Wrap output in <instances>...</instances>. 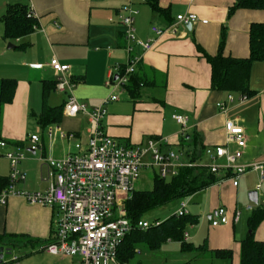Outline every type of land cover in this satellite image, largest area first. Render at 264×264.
<instances>
[{
	"label": "crops",
	"instance_id": "crops-1",
	"mask_svg": "<svg viewBox=\"0 0 264 264\" xmlns=\"http://www.w3.org/2000/svg\"><path fill=\"white\" fill-rule=\"evenodd\" d=\"M234 2L158 0L163 12H157L142 0H0V84L5 78L16 81L12 101L0 107V140L7 144L0 148V153L21 150L25 145L29 152L19 163L26 178L16 183L15 189L47 191L52 177L40 157L59 158L73 152L75 141H80L84 148L90 129L88 113L112 93H116L118 99L104 104L106 114L101 126L121 145H145L149 138L161 140L164 150L188 152L189 157L185 155V159L196 150L195 161L207 165L211 159L205 149L226 144L225 122L235 120L243 127L246 139L239 162L264 161V60L251 64L248 85L252 93L239 101V92L210 87L211 66L202 55V51L210 55L217 53L223 33L225 56H248L250 24L264 22V9H237L229 14ZM128 3L137 10L134 16L136 37L153 42L149 50L135 46L132 51V55L140 59L134 72L142 76L143 82L136 99H132L124 87L114 89L107 83L117 78L116 66L124 65L128 59L124 28L119 22L122 8ZM12 4L26 5L32 10L36 24L32 32L9 40L4 37L1 17ZM186 13H194L206 22L191 24L190 28L177 24L175 31L167 30L159 35L152 31V27L167 28L175 23L178 14ZM9 43L14 47L9 48ZM52 56L69 65L70 77L75 82L73 94L86 107V112L74 117L66 116L62 108L58 120L47 125L74 133L75 137L69 141L59 135L47 138L44 134L47 127L38 123L44 107L63 105L66 99V95L52 85L56 78L49 65ZM34 64L41 67L35 68ZM228 93H232L235 100L221 111L216 104L226 102ZM176 113L187 117L185 126L172 117ZM34 133L40 137L35 152L30 150L29 140ZM226 145L235 149L233 143ZM0 159L6 158L1 156ZM143 161L151 163L149 153ZM223 162V158L217 160V163ZM142 171L152 175V188L156 169L144 167ZM249 171L239 176L236 186L220 173L212 185L190 195L198 210L189 209L196 220L188 223L183 232V240L189 248L182 249L181 241L173 239L155 248L143 241L134 248L125 264H239L240 241L249 233L248 218L252 211L244 207L246 214L242 216L239 208L248 201L254 208L257 205L264 208V167ZM7 175L0 173L3 177ZM258 184L260 188L256 190ZM251 191L257 192V203L249 200ZM219 206L227 209L229 218L232 211L240 210L239 220L212 226L210 217ZM55 220L54 207L29 203L17 195L9 196L5 204L0 203V235L21 238H18L17 248L0 246L3 247L1 262L80 264L77 256L54 255L41 249L53 239ZM254 238L264 240V219L256 227ZM25 239L30 242L25 243ZM216 249L230 250L231 256L225 253L217 256ZM14 256L17 259L13 260Z\"/></svg>",
	"mask_w": 264,
	"mask_h": 264
},
{
	"label": "built area",
	"instance_id": "built-area-1",
	"mask_svg": "<svg viewBox=\"0 0 264 264\" xmlns=\"http://www.w3.org/2000/svg\"><path fill=\"white\" fill-rule=\"evenodd\" d=\"M191 1V0H188ZM123 14L119 15V22L124 28L126 40L125 50L128 59L122 66H116L119 73L114 80H108V85L114 89L122 88L128 82L139 63V57L132 55L135 46L141 50H149L152 43L149 40H141L135 35L134 16L137 10L131 4H125ZM33 15L32 10H29ZM205 23L194 13L178 14L175 23L165 29L152 27V31L159 35L170 30L175 31L177 24ZM49 65L56 75L54 87L58 92L64 93L66 99L63 104V112L68 117H74L80 112H86L85 104L79 102L73 94L75 82L69 74V65L62 64L55 56L49 60ZM40 68L41 64L32 65ZM246 94H240L239 101L246 99ZM116 93L110 94L103 103L88 113L90 118L89 136L85 147L80 141L73 143L74 151L62 157H44L52 177L49 189L41 191H18L16 183L24 181L26 176L19 168V163L25 155L21 150H7L4 156L9 162L8 183L0 191V203L5 204L9 196L23 197L29 203L54 207L56 211L55 232L53 239L41 247L42 250L54 255L77 256L80 264H125L117 257V250L123 238L135 228L147 230L160 222L150 223L140 218L133 223L129 220L124 207L125 201L136 189L135 184L141 176L144 167H153L161 178H170L176 175L183 167H206L210 172L218 175L222 173L234 186L238 184L239 176L249 170H258L264 167V161L240 163L245 147L246 139L243 127L235 120L225 122L226 144L233 143L235 149L231 150L226 144L210 146L205 149L211 159V163L200 165L191 158L185 159L188 152L182 150H164L161 140L149 138L145 145H121L113 137L108 135L101 126V121L106 114L104 104L117 100ZM235 100L232 93H228L225 101L217 102L216 106L224 111L227 103ZM176 122L185 126L187 117L182 114H173ZM46 136L53 139L59 135L66 140H72L75 134L63 131L59 126H49L45 130ZM30 150L39 148L40 137L38 133L29 136ZM4 140H0V148L6 146ZM149 153L151 163L143 161V157ZM224 159L223 163L217 160ZM260 184L256 186V190ZM253 204L245 206L247 211L253 209ZM187 203L182 202L173 213L175 216L188 214ZM233 222L240 218V210L232 212ZM230 220L228 211L224 206L214 210L210 217L212 226L226 224ZM186 237V233H185ZM17 256L13 257V260Z\"/></svg>",
	"mask_w": 264,
	"mask_h": 264
},
{
	"label": "trees",
	"instance_id": "trees-1",
	"mask_svg": "<svg viewBox=\"0 0 264 264\" xmlns=\"http://www.w3.org/2000/svg\"><path fill=\"white\" fill-rule=\"evenodd\" d=\"M157 12H163L158 0H142ZM237 9H264V0H235L229 8V14ZM4 25V37L9 40L20 38L33 31L36 24L33 15H30L28 7L23 4H12L6 8L1 17ZM249 54L244 58L225 56L223 54L224 34L218 51L215 55L202 51V55L211 66L210 87L215 90L227 92H239L250 95L248 80L251 64L254 61L264 60V22H252L249 27ZM55 82L52 84L54 87ZM143 84L142 76L135 72L130 75L128 82L124 85L125 90L132 99L139 95V88ZM16 81L14 79H2L0 84V107L10 103L13 98ZM45 85V84H44ZM47 85H45L46 87ZM63 105L56 107H44L38 117V123L42 127L56 122L62 113ZM1 121V117H0ZM198 154L193 150L191 160H195ZM216 174L206 167H183L178 173L170 178H161L157 174L153 177V185L149 190L135 189L125 201L124 207L127 217L133 223L137 222L147 211L169 203L172 200L188 197L193 193L207 188L217 181ZM8 178L0 176V191L7 185ZM233 212V211H232ZM231 212V214H232ZM264 219V208L260 205L252 209L248 218L249 233L240 241L239 264H264V240H256L254 231L259 223ZM196 220L194 215L184 216L171 215L160 221L156 226L147 230L135 228L129 232L122 240L117 250L118 259L125 263L133 254L138 243L145 241L150 247L155 248L167 239L181 241L182 249L190 247L183 240V232L188 223ZM232 220V215L230 220ZM7 238V240H5ZM18 238L15 235H0V246L7 249L18 247ZM27 243L30 240L25 239ZM215 254L222 256L224 253L231 256L230 250H218ZM0 264H3L2 262ZM5 264H12L8 262Z\"/></svg>",
	"mask_w": 264,
	"mask_h": 264
},
{
	"label": "rangeland",
	"instance_id": "rangeland-1",
	"mask_svg": "<svg viewBox=\"0 0 264 264\" xmlns=\"http://www.w3.org/2000/svg\"><path fill=\"white\" fill-rule=\"evenodd\" d=\"M44 134L46 136L45 131H44ZM27 148H28V146L25 145L23 148H21V151L24 154H28L29 152H28ZM9 171H10L9 162L6 159H0V173L1 174H7V173H9ZM249 172H251V171H248L245 174H249ZM143 173H145V174H143ZM143 173H142L143 175L141 174L142 177L139 178V180L136 182L135 188H137V189H150L151 184H152V175L149 173L146 174V172H143ZM245 174H243V175H245ZM182 202H187V210L188 211H189V209L192 212H195L198 210V208H197L198 205L196 203H194V199L192 197L190 198V196H189V197L178 198V199L170 201L167 204L155 207V208L147 211L146 213H144L141 217L143 220H146L150 223L160 222V221L168 218L169 216H171L177 210V208L181 205ZM248 204H250L249 201L247 204L240 206L239 209L242 212V216L244 214H246L244 207ZM162 249H163V247H162ZM156 254H158V252H156Z\"/></svg>",
	"mask_w": 264,
	"mask_h": 264
},
{
	"label": "water",
	"instance_id": "water-1",
	"mask_svg": "<svg viewBox=\"0 0 264 264\" xmlns=\"http://www.w3.org/2000/svg\"><path fill=\"white\" fill-rule=\"evenodd\" d=\"M186 26L188 28H190L191 27V23L186 24ZM8 47L10 48V47H14V46L9 43ZM248 198H249L250 201H252L254 203H257V192L256 191L249 192ZM2 257H3V247H0V263L2 261Z\"/></svg>",
	"mask_w": 264,
	"mask_h": 264
}]
</instances>
